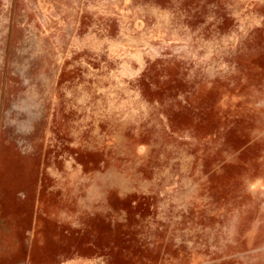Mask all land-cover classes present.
<instances>
[{
    "label": "rangeland",
    "instance_id": "374dc122",
    "mask_svg": "<svg viewBox=\"0 0 264 264\" xmlns=\"http://www.w3.org/2000/svg\"><path fill=\"white\" fill-rule=\"evenodd\" d=\"M0 65L68 232L0 264H264V0H0Z\"/></svg>",
    "mask_w": 264,
    "mask_h": 264
},
{
    "label": "crops",
    "instance_id": "0c3cea01",
    "mask_svg": "<svg viewBox=\"0 0 264 264\" xmlns=\"http://www.w3.org/2000/svg\"><path fill=\"white\" fill-rule=\"evenodd\" d=\"M9 78L8 67L0 65V248L4 247L2 244H18L17 248L24 244H31V248L34 244H66V229L58 231L57 237L52 236L44 225L40 228L36 222L33 207L19 205V191L28 198V191L19 190V185L34 184L36 166L19 158L18 128L16 125L14 129L10 123L19 119L18 82ZM59 225L67 226V215Z\"/></svg>",
    "mask_w": 264,
    "mask_h": 264
}]
</instances>
